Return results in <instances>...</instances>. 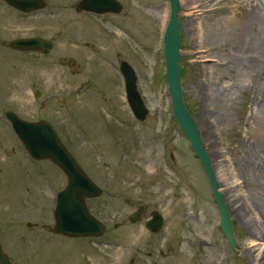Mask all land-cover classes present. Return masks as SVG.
<instances>
[{
    "label": "rangeland",
    "instance_id": "obj_1",
    "mask_svg": "<svg viewBox=\"0 0 264 264\" xmlns=\"http://www.w3.org/2000/svg\"><path fill=\"white\" fill-rule=\"evenodd\" d=\"M119 1L123 7L115 14L58 8L49 21L41 12L42 34L51 23L54 64L21 70L14 84L0 78L1 129V123L10 128L2 116L6 108L27 119H52L48 108H54L59 130L60 118L66 120L62 139L104 191L88 198L87 206L107 232L103 239L76 241L38 231L42 223H53L55 193L65 176L49 161L34 165L17 137L0 129V158L35 166L39 174L35 190L21 168L16 183L30 185V191L18 186L19 194L9 195L0 189L1 208L9 209L10 197L24 206L18 215L1 216L10 255L16 264L22 255L23 264H129L133 258L134 264H264V6L257 0H179L177 12L183 99L228 202L236 240L230 249L204 170L171 113L161 41L167 0ZM60 57L75 59L78 71ZM120 60L134 69L147 108L143 120L134 118L126 101ZM113 135L117 143L109 146ZM248 152L254 162L246 180L239 164ZM28 192H36L39 212L27 211ZM242 204L255 210L246 219L239 216ZM138 205L162 214L156 235L143 221L128 222L126 215ZM115 222L125 226L117 230Z\"/></svg>",
    "mask_w": 264,
    "mask_h": 264
},
{
    "label": "water",
    "instance_id": "obj_2",
    "mask_svg": "<svg viewBox=\"0 0 264 264\" xmlns=\"http://www.w3.org/2000/svg\"><path fill=\"white\" fill-rule=\"evenodd\" d=\"M16 7H20L21 0H6ZM264 6V0H259ZM180 6L179 0H168V19L164 28L162 42L165 65V81L167 92L170 98L172 115L176 119L179 128L189 141L191 150L196 158L201 162L208 177L212 196L219 213V228L225 237L230 249L235 246V239L232 232V223L228 213V208L224 203L223 194L218 191L219 184L211 166L209 156L205 151L200 131L197 123L184 105L181 95V85L179 81V48H180V28L181 23L176 18V12ZM78 9L92 12H118L121 5L116 0H80ZM43 40L39 39H19L10 41L7 44L14 48L30 47L34 48ZM44 42V41H43ZM61 62L73 64L74 61ZM119 70L124 79L127 102L134 114L140 120L147 114L143 101L136 89V76L132 67L125 61H121ZM13 131L22 142L28 154L34 159H49L58 166L66 175L67 183L65 187L57 193L56 206L54 209V225L52 231L67 236H97L103 232V225L95 219L86 208L84 198L96 197L101 194V190L79 167L70 152L60 141L53 128L45 121H25L16 116L13 112H7ZM139 211L129 215L131 222L135 221ZM152 219L146 226L152 231H156L161 226V216L157 211H153ZM6 255L0 248V264H7Z\"/></svg>",
    "mask_w": 264,
    "mask_h": 264
},
{
    "label": "flooded vegetation",
    "instance_id": "obj_3",
    "mask_svg": "<svg viewBox=\"0 0 264 264\" xmlns=\"http://www.w3.org/2000/svg\"><path fill=\"white\" fill-rule=\"evenodd\" d=\"M80 0H75V1H66V0H21L20 1V7H16L13 4L9 3L6 0H0V78L2 77L6 81L10 82V83H15V79L16 77L19 78V72L21 70H27V71H38L40 69V67L42 66L44 68V70H48L53 64L54 61L52 59V51L54 49V37L51 35V26H50V22H48L49 26H48V34H42L41 32V27L38 21H40V13L44 12V18H48L49 21H51L52 18V14L56 12V10L59 8H70L75 12L78 13H86V14H92L90 12H86L84 10H80L77 8V5L79 4ZM95 15V14H93ZM101 15V14H98ZM33 38H37L39 40H43L40 43H37L38 45L34 48H30V47H24V48H14L9 46L7 43L10 41H14V40H19V39H33ZM70 59V58H69ZM69 61V60H68ZM61 65H63L61 63ZM64 66H66L64 64ZM71 69V71H78V65L77 63H73L71 64V67H69ZM3 71H8L6 78H4V75L1 74V72ZM9 78V79H8ZM12 84V85H13ZM1 85L3 86V84L1 83ZM37 83L34 81L33 82V86H36ZM14 89V87L12 88ZM11 89V90H12ZM9 91V90H8ZM7 91V92H8ZM35 97H39L41 95V92L39 90H35L34 92ZM55 103L58 102V99L54 100ZM42 107L45 108V104H42ZM49 112L52 115V119H45L43 117H38L36 119H27L24 118L22 115H20L15 109H11V108H6L3 111V119L6 120V122L8 123V126L10 128H6V125H4L3 123H1V125L3 126V129L1 130H5L7 133H9L10 135L14 134L11 123L9 122L8 118L6 117L7 112H13L16 116H18L20 119L25 120V121H40L43 120L45 122H47L52 128L53 130L56 132V134L59 136L60 140L64 143V145L68 148V150H70V152H72V150L69 148L68 145H66V143L64 142V140L62 139V136L60 135L59 131L63 128H65L66 120H64L62 117L60 118V130L58 128V126L56 125V121L58 116L55 115L56 110L54 108H48ZM59 121V120H58ZM3 134V133H1ZM15 135V134H14ZM100 142V141H98ZM117 142L114 139V135L111 136L109 138V146H111V144H116ZM1 145V144H0ZM20 148L22 149L23 153L26 154L25 150L23 149L22 145H19ZM18 155H16V157H18ZM28 156V155H27ZM30 161L32 163H39L40 160H34L30 158ZM78 161V160H77ZM0 189H4L6 191H9V195H13V194H19V190L17 189L18 186H20L19 188L23 189V187H25L24 185H26V183H21L19 185V183H16V180L18 179V173L21 170L23 171V174L25 176V178H27L28 180H30L31 182H27L28 184H33V188L35 190L36 186H37V182H38V171H36V167L33 166L32 168H30V164L26 165H20V162H17L16 159H14L13 161L8 162L7 159L2 160L0 158ZM79 165L82 167V169L88 174V172L85 170V168L80 164V162L78 161ZM24 169L29 173V174H25ZM89 175V174H88ZM92 178V177H91ZM22 179H24V177H22ZM93 180V179H92ZM94 181V180H93ZM65 182H66V178H65ZM22 185V186H21ZM30 185L25 187V190L30 191ZM21 189V191H22ZM57 192V191H56ZM33 193V192H32ZM31 192H28V194H32ZM104 191L102 189V195H103ZM56 194V193H55ZM27 195V203L28 204V208L27 211L28 212H35V211H40V202H39V198L36 195V192L33 193L32 196ZM101 195V196H102ZM100 198V197H98ZM12 199V201H10V207L9 209L7 208H1L0 207V248L2 250V252L6 255V261L7 264H16L13 256L10 255L9 252L12 251L13 246L11 245V247H9V245L6 244V240L3 236V230L1 227V222L3 221V218H1V216L5 215L6 213H10V214H15L18 215L20 213V211L23 209L24 206L19 205L18 201L14 198H9V200ZM25 199V198H24ZM16 200V203L14 202ZM23 200V199H22ZM26 200V199H25ZM86 205H87V199L85 200ZM7 204V203H6ZM8 205V204H7ZM29 206H31V209H34L32 211H30ZM21 209L20 211H17L18 209ZM54 208V207H53ZM16 210V211H15ZM155 209H149L147 211V207L145 205H138L136 207V209L130 211L129 214L126 215V218L128 220V222L131 225H136L137 223H139V221H143V225L146 228V222H148L149 220H151V212L154 211ZM157 210V209H156ZM139 211L138 216L136 217L137 220L135 222H131L129 220V215ZM52 213H53V209H52ZM122 221V220H121ZM104 224V232L101 236L97 237V238H104V234L107 232V228L104 222H102ZM25 225L27 227L32 228L33 226L35 228H37V222H30L27 221L25 223ZM52 225L53 223L49 226V224H44L42 223V225H40V228H38V231H44L45 234H49L51 236H59L62 238H68L70 240H78L79 238L82 239H93L94 237H66L63 235H59L55 232H52ZM125 226V224H123V222H115L114 224V228L115 229H121ZM39 227V226H38ZM16 230V229H15ZM18 230V229H17ZM149 231V230H148ZM151 232V231H150ZM152 233V232H151ZM156 235V233H155ZM122 237V236H121ZM123 237H125V235H123ZM113 243L114 244H118L119 241H115V239L113 238ZM22 253V252H21ZM161 253V251H160ZM23 255H22V261H23ZM22 261L19 264H23ZM135 260L134 258L131 259L129 261V264H134Z\"/></svg>",
    "mask_w": 264,
    "mask_h": 264
},
{
    "label": "bare ground",
    "instance_id": "obj_4",
    "mask_svg": "<svg viewBox=\"0 0 264 264\" xmlns=\"http://www.w3.org/2000/svg\"><path fill=\"white\" fill-rule=\"evenodd\" d=\"M260 27V26H259ZM261 30L262 29H260L259 31H260V33L262 34V32H261ZM260 48L262 49V51H261V53L264 55V45L263 46H260ZM257 78V77H256ZM262 82L264 81V72H263V75H262V77H261V79H260ZM209 154V153H208ZM247 155H244V160H243V162H241L239 165H240V169H239V171H240V173H241V176L244 178V179H246V180H248V176H249V173H250V167H252L251 165H253V154H251V152L249 153H246ZM210 156V155H209ZM211 158V157H210ZM216 161H220V160H218V159H216ZM213 162V161H212ZM220 163V162H219ZM211 165H212V167H213V170H214V172H215V167H214V164L213 163H211ZM217 165H218V163H217ZM220 189H218V191H219ZM221 191V190H220ZM224 203L226 204V206L228 207V202H227V200H226V198H225V196H224ZM253 204V203H252ZM243 205V204H242ZM255 204H253V206H254ZM229 210V209H228ZM239 211H241L239 214V216L242 218L243 217V219H246L247 217H250L249 215H251L252 213H253V211H255L254 209H251L249 206H246V205H243L242 206V208H239ZM242 215V216H241ZM247 221V220H246ZM256 226H257V224H256ZM254 228V227H253ZM254 230H255V228H254ZM253 230V231H254ZM255 234L256 235H260L261 233H260V231H259V228L257 227L256 228V232H255ZM252 245H254V244H252Z\"/></svg>",
    "mask_w": 264,
    "mask_h": 264
}]
</instances>
